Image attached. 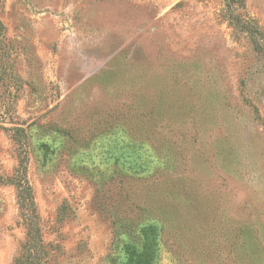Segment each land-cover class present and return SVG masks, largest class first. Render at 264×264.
I'll use <instances>...</instances> for the list:
<instances>
[{"label":"rangeland","instance_id":"374dc122","mask_svg":"<svg viewBox=\"0 0 264 264\" xmlns=\"http://www.w3.org/2000/svg\"><path fill=\"white\" fill-rule=\"evenodd\" d=\"M264 0H0V264H264Z\"/></svg>","mask_w":264,"mask_h":264},{"label":"trees","instance_id":"16d2710c","mask_svg":"<svg viewBox=\"0 0 264 264\" xmlns=\"http://www.w3.org/2000/svg\"><path fill=\"white\" fill-rule=\"evenodd\" d=\"M230 11H234L237 7L244 6V0H225ZM232 20L236 21V26L239 30L245 32L255 51L262 54L264 57V34L254 26L249 19L232 16Z\"/></svg>","mask_w":264,"mask_h":264}]
</instances>
